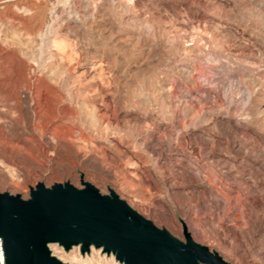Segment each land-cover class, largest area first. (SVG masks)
I'll use <instances>...</instances> for the list:
<instances>
[{
    "label": "rangeland",
    "instance_id": "1",
    "mask_svg": "<svg viewBox=\"0 0 264 264\" xmlns=\"http://www.w3.org/2000/svg\"><path fill=\"white\" fill-rule=\"evenodd\" d=\"M81 179L264 264V0H0V191Z\"/></svg>",
    "mask_w": 264,
    "mask_h": 264
},
{
    "label": "water",
    "instance_id": "2",
    "mask_svg": "<svg viewBox=\"0 0 264 264\" xmlns=\"http://www.w3.org/2000/svg\"><path fill=\"white\" fill-rule=\"evenodd\" d=\"M46 185L38 181L27 197L0 191V236L5 264H69L51 252L50 242L64 249L101 247L124 264H231L218 251L192 237L184 240L157 226L113 189L101 192L81 179Z\"/></svg>",
    "mask_w": 264,
    "mask_h": 264
},
{
    "label": "built area",
    "instance_id": "3",
    "mask_svg": "<svg viewBox=\"0 0 264 264\" xmlns=\"http://www.w3.org/2000/svg\"><path fill=\"white\" fill-rule=\"evenodd\" d=\"M0 264H5V255H4L1 236H0Z\"/></svg>",
    "mask_w": 264,
    "mask_h": 264
},
{
    "label": "bare ground",
    "instance_id": "4",
    "mask_svg": "<svg viewBox=\"0 0 264 264\" xmlns=\"http://www.w3.org/2000/svg\"><path fill=\"white\" fill-rule=\"evenodd\" d=\"M51 244H53V242H50V243H49V247H50ZM74 246H79V245H74ZM91 246H92V245H91ZM75 257H76V256H75ZM73 258H74V257H73ZM76 260H77V259H76ZM77 262H78V264H88L87 262H85V261H83V260H79V259L77 260Z\"/></svg>",
    "mask_w": 264,
    "mask_h": 264
}]
</instances>
